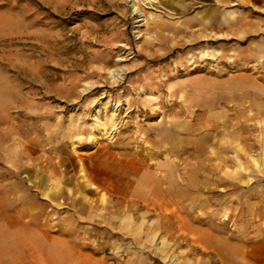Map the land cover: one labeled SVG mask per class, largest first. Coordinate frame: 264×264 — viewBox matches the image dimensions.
<instances>
[{
    "label": "rangeland",
    "instance_id": "rangeland-1",
    "mask_svg": "<svg viewBox=\"0 0 264 264\" xmlns=\"http://www.w3.org/2000/svg\"><path fill=\"white\" fill-rule=\"evenodd\" d=\"M222 141L227 159L264 149V0H0V195L65 211L120 196L139 214L127 178L150 165L162 214L191 175L224 214L194 235L164 219L148 264H264V186L213 164Z\"/></svg>",
    "mask_w": 264,
    "mask_h": 264
},
{
    "label": "crops",
    "instance_id": "crops-1",
    "mask_svg": "<svg viewBox=\"0 0 264 264\" xmlns=\"http://www.w3.org/2000/svg\"><path fill=\"white\" fill-rule=\"evenodd\" d=\"M215 113L220 117L219 111ZM217 119L220 122V118ZM223 143L220 142L219 154L213 164L217 162L220 170H233L234 177L228 180L233 181L234 186H264V149L247 154L235 146L233 157L227 159ZM244 154L252 164L246 173H243ZM205 155L194 159V164L202 162L203 170H206V164L211 163ZM227 160L231 167H228ZM155 172L152 166L143 165L128 175L127 182L132 181L134 191L129 199L135 204L146 203L139 214L129 211L130 204L127 211H119L121 205L118 203L125 202L120 196H106V200L101 201L103 205L65 211L55 207L52 210L50 202L44 199L43 205H38L35 196H26V205L19 206L15 198L10 200L0 195V264H148L151 258L145 253L146 240L164 232L166 222L177 230V234L194 235L190 228L195 218L224 214L220 207L216 210L213 205L211 185L208 182L196 183L191 175L178 181L182 193L168 198L167 213L148 214L151 203H162L158 192V195L154 192L158 186ZM146 174L151 177L144 179ZM228 180L220 182L219 188L226 187ZM139 186L143 189L138 190ZM152 193L156 194L155 200L150 197ZM250 199L259 202L257 195L250 194ZM99 202L90 200L88 203ZM252 214L260 213L254 211ZM200 240L202 249L209 250L210 245L205 243V239L200 237ZM190 263L196 264V260L192 258ZM197 263L205 264L206 261L201 259Z\"/></svg>",
    "mask_w": 264,
    "mask_h": 264
}]
</instances>
